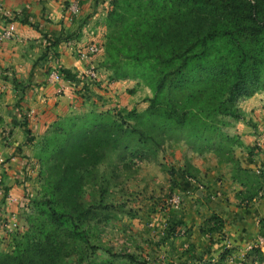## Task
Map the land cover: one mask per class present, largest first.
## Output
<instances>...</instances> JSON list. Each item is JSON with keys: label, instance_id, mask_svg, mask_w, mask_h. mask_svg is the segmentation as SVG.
<instances>
[{"label": "trees", "instance_id": "1", "mask_svg": "<svg viewBox=\"0 0 264 264\" xmlns=\"http://www.w3.org/2000/svg\"><path fill=\"white\" fill-rule=\"evenodd\" d=\"M106 24L99 52L114 78L136 79L152 89L150 104L120 120L93 112L57 124L60 136L44 159L50 174L39 204L43 224L16 238L11 251L0 252V264H73L74 243L85 237L77 225L89 213L82 194L85 171L108 152L117 151L122 160L148 159L154 146L183 142L201 155L213 152L233 161L243 200L264 191V166L258 173L242 166L234 157L242 141L222 129L227 121L220 118L237 119L236 102L264 89V0H112ZM192 168L187 163V178L196 177ZM250 254L252 264H264L261 248Z\"/></svg>", "mask_w": 264, "mask_h": 264}, {"label": "rangeland", "instance_id": "2", "mask_svg": "<svg viewBox=\"0 0 264 264\" xmlns=\"http://www.w3.org/2000/svg\"><path fill=\"white\" fill-rule=\"evenodd\" d=\"M68 2L64 1V6L70 5ZM111 2L98 4L102 9L100 31L91 30L93 39L87 42V46L96 44L100 51L107 41ZM105 56L104 51L93 56L98 77L82 84L75 103L80 106H68L57 120L41 127L34 149L23 160L25 197L18 215L6 219L7 228L0 233V252L11 251L16 238L43 224L39 204L46 196L50 174L44 159L60 136L55 131L58 123L93 112H107L120 120L130 111L141 112L149 106L152 89L136 79L114 78ZM235 106L240 117L220 115L227 121L222 129L242 141L235 147L234 157L258 173L264 156L250 155L252 148L241 135L246 129L256 138L263 135L259 121H264V89L240 98ZM124 120L130 126L135 124L134 118ZM257 141L264 146L263 139ZM255 145L260 148L257 142ZM153 149L148 159L122 160L117 151L108 152L98 165L85 171L82 194L89 213L77 225L85 237H78L74 243L73 264H250L252 249L259 247L264 252L260 241L264 237V191L253 201L243 200L244 186L235 178L233 161L213 152L201 155L183 142H166ZM187 163L193 165L196 177L187 178ZM257 163L263 165L256 168Z\"/></svg>", "mask_w": 264, "mask_h": 264}, {"label": "crops", "instance_id": "3", "mask_svg": "<svg viewBox=\"0 0 264 264\" xmlns=\"http://www.w3.org/2000/svg\"><path fill=\"white\" fill-rule=\"evenodd\" d=\"M64 1L0 0V33L10 22L16 25L13 39L0 38V233L6 230V219L21 209L23 160L34 149L41 127H48L68 106H80L75 104L83 90L77 77L90 62L81 59L79 51L93 39L91 30L100 31L102 0H69L82 8L74 19ZM86 14L89 18L84 19ZM49 37L57 41L55 45L49 46ZM55 69L68 71L73 79L52 82L49 75ZM259 123L264 130V121ZM251 132L244 130L241 138L253 148L257 139L264 141V132L259 138ZM260 143L261 149L253 148V153L264 156Z\"/></svg>", "mask_w": 264, "mask_h": 264}, {"label": "built area", "instance_id": "4", "mask_svg": "<svg viewBox=\"0 0 264 264\" xmlns=\"http://www.w3.org/2000/svg\"><path fill=\"white\" fill-rule=\"evenodd\" d=\"M2 9L0 8V11ZM68 12L70 14V19H74L78 17L81 13V7L77 2H71L68 6ZM16 35V25L13 22H10L6 28L1 30L0 38L1 39H13ZM99 51L98 46L95 44H91L89 46H85V48L80 49L79 56L81 59L85 61H89V65L84 69L82 72L78 73L79 81H81L80 84H84L85 82H93L98 77V70L96 66L93 64V56L97 54ZM49 78L52 82H60L65 79L63 76V73L59 69L53 70ZM260 145V143H258ZM15 228L18 227V223L14 222ZM6 226V225H5ZM12 230V229H11ZM260 241L262 244H264V237H260Z\"/></svg>", "mask_w": 264, "mask_h": 264}]
</instances>
